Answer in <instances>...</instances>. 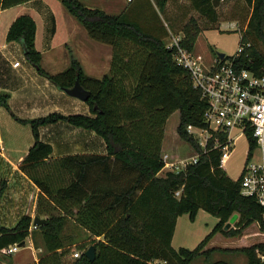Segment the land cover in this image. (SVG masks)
I'll use <instances>...</instances> for the list:
<instances>
[{
    "label": "trees",
    "instance_id": "1",
    "mask_svg": "<svg viewBox=\"0 0 264 264\" xmlns=\"http://www.w3.org/2000/svg\"><path fill=\"white\" fill-rule=\"evenodd\" d=\"M30 1L0 0V11ZM58 1L93 41L112 47V70L101 80L88 77L70 53V67L50 75L43 70L42 55L35 46V21L24 15L11 25L7 42L21 43L26 60L56 87L72 88L78 79L90 92L86 104L92 115L55 112L35 119L13 115L30 126L34 138L20 170L39 191L35 217L43 225L33 230L30 215L12 228L0 225V251L19 246L39 231L45 252L37 264H67L73 249L81 251V256L71 264H192L216 252L241 253L248 264H262L264 209L255 198L242 194V176L234 181L220 167L222 153L213 148V141L207 153H202L199 141L188 132L189 126L206 127L203 114L207 103L187 71L176 64L174 51L164 42L168 34L157 38L128 21L126 14L112 16L86 7L83 0ZM244 1L253 7L250 34L264 43V0ZM188 2L207 18L204 28L211 29V23L212 28L216 26L219 19L213 0ZM204 28L194 18L187 21L182 28L183 46L193 52ZM247 44L249 38L242 35L243 52L236 66L262 75L264 54ZM131 78L134 85H130ZM9 99L8 94L0 93V107L10 111ZM176 112L180 115L178 135L200 157L195 165L159 177L166 166L162 157L166 124ZM60 122L95 133L106 144L107 155L54 158L53 147L40 139V129ZM249 138L252 149L255 143L251 135ZM4 191L2 183L0 200ZM200 211L216 217V226L193 250L174 249L178 218L188 215L194 221ZM234 215L239 219L226 230ZM69 220L90 234L87 244H66L62 233ZM245 235L248 238L241 243ZM91 246L96 250L93 262L85 255Z\"/></svg>",
    "mask_w": 264,
    "mask_h": 264
},
{
    "label": "crops",
    "instance_id": "2",
    "mask_svg": "<svg viewBox=\"0 0 264 264\" xmlns=\"http://www.w3.org/2000/svg\"><path fill=\"white\" fill-rule=\"evenodd\" d=\"M92 1L83 0L86 7L102 10L112 16L126 14L128 21L138 24L152 36L163 38L168 34V37L164 39L167 46L170 44L169 37L171 33L184 36L182 28L187 22V15L184 13L181 4L184 1L185 6L190 5L188 0H167L165 4L163 3V9H160L163 0H155V6L153 0H102V5H99V7L88 5V2L92 3ZM126 4L136 6L134 9L128 10L125 8ZM158 11L167 16L170 26L161 23ZM24 15L31 17L36 23L35 46L42 55L41 66L48 74L57 75L69 68L71 64L70 53L81 63L85 74L94 79L101 80L109 76L113 64L112 47L93 41L86 30L58 0H33L0 11V93L10 96V111L3 107H0V111L2 109L8 111L12 119L20 125L24 124L19 123L13 115L19 119H35L55 112L63 113L53 98L55 96L63 100L62 96L56 95V86L40 75L37 69L26 60L21 43L7 42V34L11 25L17 18ZM148 15H151V20L147 19ZM197 42L193 52L201 58H207L206 55L197 54ZM93 51L97 54L94 55ZM16 63H19L17 67H15ZM120 73L123 74L122 71ZM134 83L135 80L131 78L130 85H134ZM61 94L65 95L62 92ZM75 100L81 103L82 108L81 111L73 113L92 115L86 103L78 99ZM51 101L54 103H51ZM168 122L162 144L163 158L168 155L166 146ZM57 127L59 130L52 129L54 134L61 135V133L67 132L69 135L68 142L71 146H74V153L67 156L107 155V148L103 139L98 140L97 138L96 140L92 131L61 125L60 123L41 128L40 139L43 138L45 132L51 131L49 129ZM18 131L21 133L20 130ZM0 141L2 142V149L0 150V185L5 183V191L0 200V225L12 228L26 215H30L33 219L35 217L39 191L34 182L20 170L21 163L34 143L30 147L27 144L23 153L8 155L1 132ZM94 141L95 144H93ZM94 145L98 148V151L94 150ZM166 172H169L167 166L160 172L159 177H163ZM184 216L178 218L172 238V247L176 250H178L175 247V242L178 239V224ZM71 222L75 224L73 220ZM75 226L77 230L79 229L75 232H79L87 238L84 241H76L74 246L87 244L90 234L86 230L78 228L76 224ZM233 226L234 224L231 227ZM247 238L248 236L245 235L241 239V243L246 242ZM24 247L29 253L27 257L20 255L22 247L13 253H9L6 249L0 251V264H37L39 258L45 252L44 246L36 244L33 237L25 241ZM221 261L228 264H248L246 256L241 253L223 252L213 253L207 258H199L192 264H214Z\"/></svg>",
    "mask_w": 264,
    "mask_h": 264
},
{
    "label": "rangeland",
    "instance_id": "3",
    "mask_svg": "<svg viewBox=\"0 0 264 264\" xmlns=\"http://www.w3.org/2000/svg\"><path fill=\"white\" fill-rule=\"evenodd\" d=\"M155 2L156 1L153 0L154 6ZM182 2L183 3L181 5L183 7L184 13L187 15V21H189L191 18H194L197 20L200 26L204 28L207 23V18L202 16L199 12L194 11L190 5L185 6L184 1ZM88 5L99 7V5H102V0H93L92 3L88 2ZM135 6L136 5L133 4H126L125 8L131 10L134 9ZM252 8L253 7L247 5L244 0L221 1L220 6L216 8L219 21L216 23L214 28H212L214 23H211V29L204 28V31L200 34L197 42L196 52L197 54L200 53L206 55L207 58H202L205 63L215 62L217 59V52L225 54L227 58L235 56L239 51L242 35H247L249 38L250 44H247V46L253 45L255 48H257V50L264 54L263 41H259L254 34H250V30L248 29V23L253 10ZM158 17L163 25H169L167 16L164 13L158 11ZM147 19L151 20V15H148ZM93 54L95 55L97 52L93 51ZM56 90V95L62 96L61 98L64 100H60L55 96L53 97L56 105L60 107L63 112L60 113L63 115L80 114L73 112L81 111V103L73 98L61 94V91L57 87ZM52 102L53 101H51V103ZM0 114V132L2 139L5 141L7 154L11 155V153H23L26 150L27 144L30 147L32 143H34L30 126L18 124L14 121V119H12L11 114L4 109L0 111ZM179 119V113H175L169 119L167 126L168 136L166 146L168 150L167 153L169 155L167 162L174 165L173 167H168L169 172H180L184 167L182 162L188 164V162H190V160L198 154L185 140L181 139L178 135L177 128L179 125ZM60 124L70 126L63 122H60ZM52 129L59 130L58 127L51 128L49 130L52 131ZM18 130H20L21 133ZM51 131L45 132L41 141H46L45 143H48L53 147V156L55 158L74 153V146L69 144V135L67 132L61 133L60 135L54 134V131ZM93 135L96 140L97 138L98 140H102L95 133H93ZM231 136L236 141L230 158L224 164V170L228 177L234 181H237L242 176L247 164L248 153L251 148V141L248 135H241V130L239 129L233 130ZM95 143L96 142L94 141L93 144ZM94 150L98 151V148L95 145ZM256 153H258V151H256ZM217 223L218 219L213 215L206 213L205 211H200L194 221L189 220L188 215H185L178 224V239L175 242V247L177 249L182 247L193 250L197 247L198 243L205 239V237L213 230ZM76 228L77 227L71 222V220L65 223L62 237L65 239L66 244L72 245L78 240H86L87 237H84L79 232H75L79 231V229L77 230ZM33 240L36 244L43 245L39 231L34 233ZM20 250L21 256H28L29 253L25 247H22ZM75 251L76 250L73 249L72 255L69 257L67 264H71V261L74 259L73 254Z\"/></svg>",
    "mask_w": 264,
    "mask_h": 264
},
{
    "label": "built area",
    "instance_id": "4",
    "mask_svg": "<svg viewBox=\"0 0 264 264\" xmlns=\"http://www.w3.org/2000/svg\"><path fill=\"white\" fill-rule=\"evenodd\" d=\"M169 38L167 47L174 51L176 64L187 71L193 87L200 91L202 100L207 103L203 114L206 127L189 126L188 132L199 141L202 153H207L208 144L213 141V148L222 153L220 167L223 169L236 141L231 136L233 130L239 129L241 135L252 136L255 146L248 153L241 192L246 197L255 198L264 209V73L257 75L248 69L237 68L235 62L243 52L242 47L231 58L225 57L221 61L217 57L215 62L205 63L200 56L183 46L182 35L171 33ZM18 65L16 63L15 67ZM221 136L225 137L224 141ZM199 157V154L195 155L188 164L182 162L183 169L197 164ZM168 159L169 155L163 158L166 166L173 167ZM176 195L179 196L180 192ZM18 248L14 245L6 251L13 253ZM80 256V251L73 254L75 259ZM259 257L264 264V254Z\"/></svg>",
    "mask_w": 264,
    "mask_h": 264
},
{
    "label": "water",
    "instance_id": "5",
    "mask_svg": "<svg viewBox=\"0 0 264 264\" xmlns=\"http://www.w3.org/2000/svg\"><path fill=\"white\" fill-rule=\"evenodd\" d=\"M222 0H213V6L214 8H218L220 6ZM217 57L221 60L224 61L225 59V54L223 53H218L217 52ZM62 93H64L66 96L71 97V98H75L78 99L79 101L86 103L90 97V92L85 90L82 85L80 84L79 80L77 79L75 82V85L72 88H61V87H57ZM238 215H234L231 220L229 221V223L226 225V230L231 228V226L234 224V222L237 220ZM43 225V221L38 218V217H34L33 219V228L36 229L39 226ZM25 242L20 244L18 247H24ZM86 257L90 260V261H94L95 257H96V250L93 246H91L86 252H85Z\"/></svg>",
    "mask_w": 264,
    "mask_h": 264
}]
</instances>
